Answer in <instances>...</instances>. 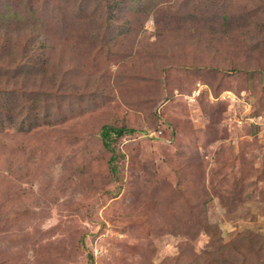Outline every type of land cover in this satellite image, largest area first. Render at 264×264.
<instances>
[{
  "label": "rangeland",
  "instance_id": "rangeland-1",
  "mask_svg": "<svg viewBox=\"0 0 264 264\" xmlns=\"http://www.w3.org/2000/svg\"><path fill=\"white\" fill-rule=\"evenodd\" d=\"M0 1L51 89L0 125V264H264V0Z\"/></svg>",
  "mask_w": 264,
  "mask_h": 264
},
{
  "label": "trees",
  "instance_id": "trees-1",
  "mask_svg": "<svg viewBox=\"0 0 264 264\" xmlns=\"http://www.w3.org/2000/svg\"><path fill=\"white\" fill-rule=\"evenodd\" d=\"M3 1L6 2V0ZM131 1L132 0H110V22L113 19L118 20L124 16H127L126 13H117L115 10H120L122 7H124L127 12V9L129 7H134L135 2H137L134 0V3L129 4ZM4 4V2L0 1V9L6 8V5ZM19 16L20 15H18V17ZM0 23V33L5 39V41L0 43V125L4 127L8 123V125H15V127L19 126L21 129L29 131L30 129L34 128L32 124L34 120L35 123H38L40 114H42L45 118L51 117L49 111L44 107H41L39 111L36 109V112H34L32 108V106H36L37 102H41L44 99L45 94L51 92V89H43V87H48L47 84L49 81L42 82V86L36 88H27L25 91L28 93V100L27 104L23 106H16L18 101L17 93L18 90L21 89L20 87H16L19 85L22 86L23 82L28 84L29 82L27 79L33 74L45 75L47 72L48 61L41 57L43 50L39 52L26 46L24 47V52H22L21 49L13 48V44L9 39L10 34L8 32V26L4 25L5 23L3 20H1V18ZM26 27L27 25H24L23 29ZM35 27L36 25L34 26V29H36ZM120 33L121 32L116 33L114 37L119 36ZM41 40H43V38ZM16 52H18L19 55L15 57L14 54ZM36 113L37 116L35 117ZM102 134L104 146L112 151L110 148V136L112 134L122 135V131L113 129L110 126H104L102 129ZM113 157L114 156H112V159Z\"/></svg>",
  "mask_w": 264,
  "mask_h": 264
}]
</instances>
